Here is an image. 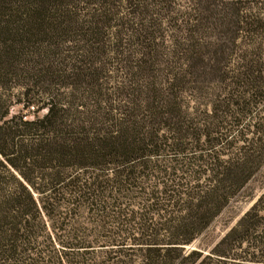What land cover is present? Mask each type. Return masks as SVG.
<instances>
[{"label":"trees","instance_id":"16d2710c","mask_svg":"<svg viewBox=\"0 0 264 264\" xmlns=\"http://www.w3.org/2000/svg\"><path fill=\"white\" fill-rule=\"evenodd\" d=\"M263 49L264 0H0V264H264V192L186 251L264 168Z\"/></svg>","mask_w":264,"mask_h":264},{"label":"rangeland","instance_id":"374dc122","mask_svg":"<svg viewBox=\"0 0 264 264\" xmlns=\"http://www.w3.org/2000/svg\"><path fill=\"white\" fill-rule=\"evenodd\" d=\"M19 110V107H15L12 109V113H16ZM263 192L264 168L217 217L210 227L191 246L186 247V251L201 250L204 254H208L226 233L237 224Z\"/></svg>","mask_w":264,"mask_h":264}]
</instances>
